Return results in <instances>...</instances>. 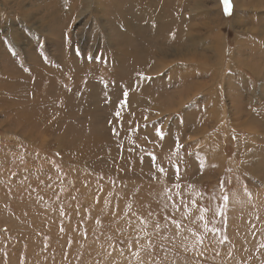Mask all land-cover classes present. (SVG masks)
<instances>
[{
    "label": "rangeland",
    "instance_id": "obj_1",
    "mask_svg": "<svg viewBox=\"0 0 264 264\" xmlns=\"http://www.w3.org/2000/svg\"><path fill=\"white\" fill-rule=\"evenodd\" d=\"M0 264H264V0H0Z\"/></svg>",
    "mask_w": 264,
    "mask_h": 264
},
{
    "label": "snow or ice",
    "instance_id": "obj_2",
    "mask_svg": "<svg viewBox=\"0 0 264 264\" xmlns=\"http://www.w3.org/2000/svg\"><path fill=\"white\" fill-rule=\"evenodd\" d=\"M224 3H225V5H226V7H227V5H228V0H224ZM126 95H127V93H125V96H126ZM158 134H160L159 131H158ZM161 135H162V134H161ZM225 199H228V197L226 196Z\"/></svg>",
    "mask_w": 264,
    "mask_h": 264
},
{
    "label": "bare ground",
    "instance_id": "obj_3",
    "mask_svg": "<svg viewBox=\"0 0 264 264\" xmlns=\"http://www.w3.org/2000/svg\"><path fill=\"white\" fill-rule=\"evenodd\" d=\"M55 4V3H54ZM109 13V12H108ZM111 15V14H110ZM11 34V33H10ZM11 37V36H10ZM141 39V38H140ZM126 46V45H125ZM134 49H135V47H134ZM135 50H137V49H135Z\"/></svg>",
    "mask_w": 264,
    "mask_h": 264
}]
</instances>
